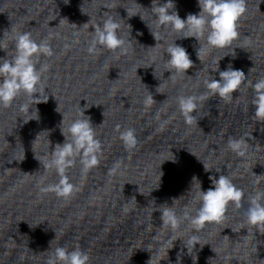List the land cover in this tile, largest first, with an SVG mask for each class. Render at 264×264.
<instances>
[{
  "label": "water",
  "instance_id": "1",
  "mask_svg": "<svg viewBox=\"0 0 264 264\" xmlns=\"http://www.w3.org/2000/svg\"><path fill=\"white\" fill-rule=\"evenodd\" d=\"M173 2L182 19L200 11L197 0ZM152 4L153 0H0V39L5 34L0 57L12 54V37L7 33L11 28L31 31L38 42L51 34L55 53L41 60L51 65L45 74L51 94L47 103L36 106L40 120L23 122L22 118L28 119L19 111L27 100L23 94L13 107L0 108V264H46L47 252L59 246L82 248L91 264H149L152 257L151 264H264V228L244 223L246 200L243 208L230 207L223 220L199 232L201 246L190 254L181 240L157 254L169 232L154 236L162 225L157 208L175 203L181 211L195 195V189L189 193L193 177L204 191L212 187L210 176L218 179L226 173L245 193L264 190V177L257 183L255 176H264V122L252 118V89L235 93L233 100L212 97L200 109L198 123L191 125L176 102L179 94L203 91L208 69L216 67L213 60L225 55L230 54L220 61L221 71L231 64L253 83L264 76V0H246L247 14L240 21L239 48L234 52L213 49L201 62L194 37L177 40L194 66L187 72L193 78L177 77L175 83L167 80L171 73L166 72L165 49L178 36L161 29L162 39L155 40L147 26ZM105 12L122 18L125 37L131 32L135 40L118 57L109 51L89 56L86 51L94 31L90 21L100 20ZM157 43L161 46L153 49ZM211 75L220 79L218 72ZM150 94L155 102L145 108L143 101ZM80 105L88 106L85 115L100 126L97 137L104 151L100 164L87 174H82L79 163L68 171L78 190L64 200L40 191L59 178L49 170L41 183L39 159L64 143L62 114L68 116L67 125ZM117 125L136 130L134 148L124 146ZM43 131L49 133L35 142ZM233 136L248 143L246 157L227 150ZM116 161H122L121 167L109 175ZM192 234L185 222L177 238L187 241Z\"/></svg>",
  "mask_w": 264,
  "mask_h": 264
},
{
  "label": "clouds",
  "instance_id": "2",
  "mask_svg": "<svg viewBox=\"0 0 264 264\" xmlns=\"http://www.w3.org/2000/svg\"><path fill=\"white\" fill-rule=\"evenodd\" d=\"M197 3L200 11L196 14H188L184 19L180 17L173 0H166V2L153 0L151 11H149L152 19L151 23H147V26L156 41L162 39L161 29L170 30L178 36L165 49L166 72L171 73L167 80L173 83L177 77H192L187 75V72L194 66L187 49L177 44V40L194 37L199 44L196 53L201 62L202 58L213 49L234 52L236 48H239L237 47L240 40L239 24L247 14L246 0H197ZM137 15L145 21L142 14ZM128 16H130L129 11ZM121 20L123 19H117L108 12L103 13L98 21L91 19L90 24H93L94 31H91L87 44L86 51L89 56L109 51L113 56L118 57L128 52L135 40L132 38L131 32L128 38L125 37ZM152 24L155 25V31ZM128 26L131 28V25L128 24ZM7 33L12 37L10 48L12 54L9 56L6 52V58L0 57V108L13 107L17 99L23 94L27 100L19 105V111L28 117L27 120L22 118L23 122L39 121V109L36 106L40 103H47L49 94H51L46 91L45 87V74L50 71L51 65L41 62L42 58H51L55 54L49 43L51 34L38 42L33 38L31 31H15L11 28V31ZM4 39L5 34L4 38L0 39V49H3L2 41ZM160 46L157 43L152 48L155 49ZM229 55L213 60L216 67L208 69L210 74L203 80V91L198 95L179 94L176 97L178 111L187 124L198 123L200 109L212 97H218L220 100H233L234 94L240 93L246 87L251 88L253 92L251 97V107L255 108L253 120L264 122V76L253 83L248 78L249 76L246 77L243 71L234 69L231 64L221 71L220 61ZM215 72L219 73V80L211 75ZM195 79L199 81L197 72ZM154 102L153 95L150 94L145 97L143 104L145 108H148ZM166 102L167 100L164 103ZM86 108H82L80 105L76 116L67 125L68 116L62 114L63 119L59 127L61 135L65 138L64 143L56 144L54 150L49 149L44 153L43 158L39 159L43 166L41 183H43L49 170H55L59 179L57 182L41 188L42 193L51 192L55 193L58 198L70 199L78 189L71 182V178L67 174L68 171L79 163L82 174H87L100 164L104 151V144L97 137V128L100 126H94L91 117L85 115ZM57 111L59 112V107ZM167 122L164 121L165 124ZM115 130L119 133V139L126 148L132 149L137 145V134L134 128H122L121 125H117ZM45 133L49 132L43 131L38 134L35 142ZM47 140L51 145V141L48 138ZM226 148L236 156L244 158L249 145L243 137L233 136L228 139ZM121 164L122 161H116L113 167L109 169V175L115 174L120 169ZM204 167L206 171H210L206 164ZM215 171L221 173L220 170ZM162 176L163 172H161V178ZM255 176L257 183L260 177H264ZM209 179L212 182V187L204 191L201 181L193 177L189 193L195 189V195L189 199L181 211H177L175 203L172 206L164 204L157 208L161 213L162 225L159 227L161 231H157L154 236L156 238L161 237L164 234L163 230L169 232L167 240L161 245V249L157 250V254L164 248H168L169 245L172 247L168 250L172 249L177 240L183 242L190 254L196 245L201 246L199 232L207 225L223 220L230 207L243 208L242 202L245 200L247 201V208L243 212L244 223L249 228L256 230L264 228V190L245 193L243 188L233 182L232 174L228 173L219 175L218 179L215 176H210ZM197 203L199 206L193 207ZM185 222L193 233L187 241L177 238ZM47 253L46 264H91L88 252L80 247L70 249L67 246H59Z\"/></svg>",
  "mask_w": 264,
  "mask_h": 264
}]
</instances>
